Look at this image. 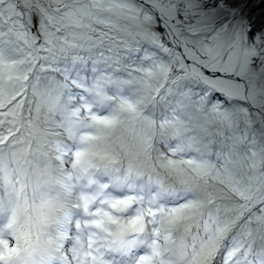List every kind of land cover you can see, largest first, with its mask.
Listing matches in <instances>:
<instances>
[{
    "label": "snow or ice",
    "instance_id": "obj_1",
    "mask_svg": "<svg viewBox=\"0 0 264 264\" xmlns=\"http://www.w3.org/2000/svg\"><path fill=\"white\" fill-rule=\"evenodd\" d=\"M0 264H264V0H0Z\"/></svg>",
    "mask_w": 264,
    "mask_h": 264
},
{
    "label": "bare ground",
    "instance_id": "obj_2",
    "mask_svg": "<svg viewBox=\"0 0 264 264\" xmlns=\"http://www.w3.org/2000/svg\"><path fill=\"white\" fill-rule=\"evenodd\" d=\"M254 2H256V0H254ZM261 11V9H257L256 12H254L252 15H258V13Z\"/></svg>",
    "mask_w": 264,
    "mask_h": 264
}]
</instances>
